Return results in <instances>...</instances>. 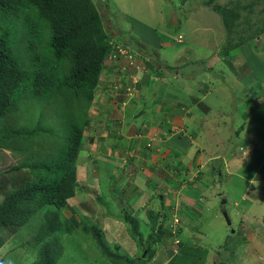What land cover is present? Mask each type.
<instances>
[{
    "label": "rangeland",
    "instance_id": "1",
    "mask_svg": "<svg viewBox=\"0 0 264 264\" xmlns=\"http://www.w3.org/2000/svg\"><path fill=\"white\" fill-rule=\"evenodd\" d=\"M94 1L101 5L100 14L105 20L107 31L113 37V40L111 39L113 44L112 57L105 65L110 66L111 63L126 65L123 67L126 74L125 78H123V74L117 73L116 75V71L112 75L107 72L105 77H108L110 82H115L112 90L117 88L118 90L128 89L131 92L135 90L133 97L136 101L126 100V105L119 108L120 110L115 109L114 112L108 111L110 107L104 101L105 97H99L96 101V106L101 105L103 109L96 107L91 109L90 114L93 118L94 130L87 128L84 136L79 165V169L82 171L79 182L82 184L78 195L71 200L65 213L75 224H79V221H85L99 226L111 250L126 255L128 258L138 259L144 256L147 248H144L139 237L132 236L131 226L123 219L125 214H138L143 220L142 231L144 243L147 244L146 239L151 233L147 212L153 211L155 213L164 209L169 210L167 207L163 208V205H168V203L171 205L176 201L182 206L186 203L190 210H185L186 206H184L182 214L189 213L186 219L190 221L191 225L188 226H190L193 235L197 237L200 253L209 251L205 264H220V262L222 264H264V196L253 200L249 194L258 191L256 186L258 187L262 183L260 181L261 175L264 176V105L258 99L261 103L260 110L254 114L248 110L249 108H245L246 103L242 105L234 100V94L236 90H241L242 82L246 80L247 83H251L252 81V78L244 75L248 71L255 73L257 78L259 77L260 86L263 88V93L260 92L264 94V32L260 33V37L253 39L251 45L249 44L250 46H242L243 49L237 56L238 59L233 60V56L224 58L219 55V52L220 47L226 42V27L222 17L211 8L215 4L227 5L237 1L247 4L253 0ZM208 4L212 5L208 6ZM250 17L255 21L261 18V23H263L264 5L255 6ZM177 38L181 39L177 42ZM173 41L178 43V45L176 44L178 50H175L176 46L171 49ZM239 43L238 40L232 41V45ZM253 45H256L258 49L255 50ZM115 47L118 48L117 53L114 52ZM179 50L178 57L182 64L188 63L192 58L194 61L198 58H205L208 63L207 67L215 63L214 70L206 71L200 68L199 70L196 69L195 72L189 71L188 75L192 76L194 72L197 77L189 81L193 83L192 85H197L199 82L203 84L212 82L217 91L214 93L211 92L213 90L206 91L207 93L200 99L204 104H208L211 110L203 105H200L201 108L198 110L196 106L195 113L198 116L194 123L188 121L185 123L183 116H179L177 111L181 110L176 107L173 109L174 112H171L172 118L169 113H166L165 117L170 123L184 126V133L179 140L190 139L188 129L192 125L191 134L194 138L200 140L201 137H206V145L213 153L217 152L215 149L219 146L218 151L224 150L223 153L228 162L232 159L233 161L230 164L213 163L209 159V154L207 156L206 153H203L209 166L206 169L208 174L201 177L197 185H193V180L202 173L206 161L199 162L196 160V162L187 163L186 159H183L181 169L184 166L188 169V172L183 170V175L186 177L184 182L190 181V184L186 185L182 192L177 190L176 200H173L174 195L169 196L173 190L171 180L168 178H175L176 174L175 170H171L170 160L172 150L177 148L172 142L174 140L170 139L167 144L161 141L158 143L162 136L160 132L162 129L159 127L144 129L146 135L143 136V139L138 138L139 134L137 136L134 134V131H137L135 126H125V122L127 113L135 114L138 108L141 109L143 103L154 106L153 110L146 112H150L147 114L148 120L153 117V113L160 112L159 107L165 106V101H157L156 98H151V94L155 90H159V96L163 94L164 83L162 79L161 81L156 79L161 78L156 73L157 70L163 69L166 78L164 82L169 81L171 84V66L165 68L159 64L148 63L147 59L168 60L171 65L174 58H177ZM136 58L137 61H135ZM137 69L142 71L139 74L141 77L137 75L139 73ZM118 82L120 84H117ZM172 82L178 83L185 90H190L186 87L187 77L177 79L174 76ZM165 84L167 85V83ZM260 86L258 85L255 90H259ZM183 91L171 90V93L174 92L175 95H178L182 94ZM243 96L242 91L237 94L239 100L242 101L241 103L244 102ZM181 98L183 97L181 96ZM262 98L264 100V96ZM176 102L183 105L182 102ZM250 102L253 104L252 107L259 106L254 97L250 98ZM20 105L23 106L18 110L23 117H20V121L15 120L12 124L14 128L17 125L22 128H32L40 123H42L41 126L47 123L51 124L46 110L56 109L52 105L32 98L25 99ZM186 105L191 107L189 103ZM130 107L131 109L127 111ZM247 114H250L248 119H246ZM115 118L122 123L116 122ZM109 126H112V132L115 134H112L111 131L107 132L106 128ZM240 126L245 129L238 131ZM250 126L256 134L248 138L251 131ZM175 129L179 130L177 127ZM122 134L123 136L118 137ZM134 135L138 139L137 141L141 140V143L147 142L154 145L152 150L150 148L144 149L147 151L137 154L138 148L131 147L130 143L131 140L135 139ZM91 137H94L92 142L90 141ZM118 138H124L125 141H120V143L130 151L121 162L115 158V155L118 154L113 150V145L118 144ZM189 142L191 145L192 141ZM130 148L134 149L130 150ZM192 148H194V155H196L198 150L196 143ZM6 155L4 163H0V172L3 173L4 177L9 176L10 171L8 170L10 168L20 163V159L12 153L6 152ZM133 159L136 160L132 161ZM199 164L200 166L197 168L196 166ZM124 167L125 171L122 169ZM116 168L123 175L118 172L116 175ZM260 171L261 175H257L259 181L253 179L255 182H252L253 184L248 187V182L253 178L251 175ZM152 173L156 175H151ZM114 174L117 179L111 186V178ZM150 181L151 185L153 183L158 185L159 196L162 197V192L167 195L166 199L159 198L156 200L151 193ZM118 185L119 192L124 197L122 200L115 198V193L111 197L113 195L111 189ZM179 188H181L180 185ZM188 189L192 194L185 193ZM97 197L101 198L98 200ZM224 200L226 204H223ZM82 203L84 204L83 208H80ZM131 205L135 207H131ZM74 207H76L75 210ZM75 211L77 213L83 212V217L79 219L80 216ZM225 212L229 213L232 220L231 227L225 220ZM249 216L253 219L247 218ZM241 219H243L242 224H240ZM172 221L174 222L173 218H171ZM33 225L35 224L30 223L24 227L17 237H9L3 252L9 250L11 255L5 257L6 259L0 255V264H33L36 261L38 250L30 243L34 236L30 229L35 227ZM250 227L252 229H249ZM240 229L242 234H234V231H240ZM245 230L248 231L247 242L244 240L246 237ZM256 233L258 235L260 233L257 239L252 236ZM61 238L65 251L58 264H117L102 255L96 241L91 236L78 232L74 235H61ZM249 241L250 243H248ZM167 245L169 251L171 245L174 247L171 240L167 242ZM156 251V257L163 255L159 249ZM220 253L222 255L218 256L217 254ZM1 260L5 261L2 262ZM140 263L137 261V264ZM144 264L174 263H171L170 256L169 258L166 257L163 262L154 259L152 261L145 260Z\"/></svg>",
    "mask_w": 264,
    "mask_h": 264
},
{
    "label": "trees",
    "instance_id": "2",
    "mask_svg": "<svg viewBox=\"0 0 264 264\" xmlns=\"http://www.w3.org/2000/svg\"><path fill=\"white\" fill-rule=\"evenodd\" d=\"M258 4L264 5V0H253L247 4H243L242 1L227 5L208 4L222 17L226 27V42L220 47V56L224 58L233 56L235 60L241 53L242 46L249 45L264 32L262 19L258 18L255 21L250 17ZM100 8L101 5L96 4L94 0H0V163H4L6 152L20 159L17 166L14 165L8 170L9 176L4 177L0 172V250L5 247L9 237H17L24 227L34 223L35 227L30 228L34 234L30 243L37 248L38 253L33 264H58L65 251L61 235H74L78 232L93 237L102 255L117 264H137V261L144 264L145 260L154 259L163 262L170 256L171 263L174 264H205L209 251L200 253L197 237L193 235L188 226L191 225L190 221L186 219L189 213L182 214L184 206L185 210H190L186 203L176 215L170 214L175 207L169 203L163 205V208L167 207L169 210L147 212L148 225L151 229L146 239L147 244L144 243L143 220L138 214H125L123 219L131 226L132 236L139 237L144 248H147L148 253L138 259L128 258L111 250L99 226L85 221L75 224L65 213L71 200L78 195L82 184L79 182L82 176L79 165L85 132L87 128L93 129L91 109L95 107L103 109L101 105L96 106L99 97H105L104 101L109 104L108 111L111 112L123 107L122 100H135L133 92L128 89L112 90L115 82H110L108 77H105L107 72L112 75L116 71V75L120 73L125 78L123 67L126 65L119 63L105 65L112 57L113 37L105 27ZM233 40L240 43L232 45ZM172 44L178 45L174 41ZM253 48L258 49L256 45H253ZM117 50L115 47L114 52L117 53ZM199 63L201 70L206 71L214 70L216 66L213 63V66L210 64L207 67L205 58L200 59ZM182 66L184 67L179 70L183 72L182 74H187L186 72L191 70L195 72L197 69L196 66L191 67L185 63ZM171 69L174 73L177 72V69L172 67ZM194 72L192 77H195ZM173 75L171 74V80ZM211 83H200L199 90L202 92L216 90L215 84ZM255 83L258 84H250L246 80L242 82V88L236 90L234 100L242 105L249 102L248 107L253 105L250 98L254 97L259 101L258 99L264 96L259 77ZM258 85L260 89L255 90ZM241 91L244 93L243 103L237 97ZM120 96L121 98L123 96V99ZM28 98L47 102L56 108L46 110L51 124L41 126L42 123L39 122L40 124L32 128H22L18 125L14 128L12 124L15 120L20 121L23 117L18 110L23 106L20 104ZM130 109L131 107L127 111ZM147 109V104H143L135 114L127 113L125 126H135L137 131H134V134L143 136L146 135L144 129L149 130L156 126L168 133L173 132V126L169 124L165 114L162 117L153 116L148 120L147 114L150 112L146 113ZM192 113L190 111V114ZM248 115L250 114H247L246 119ZM115 121L122 123L117 118ZM250 128L248 138L256 134L252 126ZM106 129L107 132H112V126ZM244 129L240 126L238 131ZM257 132L259 133L258 130ZM121 136L123 134L118 137ZM134 138L130 142L131 147L142 149L147 147V142L138 143L135 135ZM205 139L206 137H201L199 141L203 143L205 147L203 152L207 156L209 154L211 162L230 164L233 161L232 159L228 162L223 149L220 154L219 146L214 148L217 152L213 153L206 145ZM93 140L94 137H91L90 141ZM120 141L125 140L118 138V144L113 145V150L118 153L119 159L124 160L129 150L125 145L122 146ZM178 154L181 153L176 152V155ZM175 169V179L168 178L173 189L169 196L174 195L173 200H176V191L179 185L181 186L177 182H183L186 178L179 164ZM118 171L116 168L115 172ZM206 174L208 173L205 170L204 176ZM111 179L112 186L116 175L114 174ZM199 179L192 184L197 185ZM111 192H113L111 197L114 193L115 198L121 196L119 189L113 188ZM185 193L192 194L189 189ZM160 198L166 199L163 192ZM83 205L82 203L80 208H83ZM77 214L80 216L79 219L83 217V212ZM227 216L230 218L228 212ZM171 218L174 222H171ZM225 220L227 221L226 217ZM241 221L240 224L243 223V220ZM242 233L240 229L234 234ZM169 240L174 244V247L171 245L170 251L167 249ZM244 240L247 242V235ZM157 249L162 251L163 255L156 257ZM10 255L8 250L2 257L6 259L5 257Z\"/></svg>",
    "mask_w": 264,
    "mask_h": 264
},
{
    "label": "crops",
    "instance_id": "3",
    "mask_svg": "<svg viewBox=\"0 0 264 264\" xmlns=\"http://www.w3.org/2000/svg\"><path fill=\"white\" fill-rule=\"evenodd\" d=\"M179 37H180V35H179ZM166 44H168V43H166ZM174 47H175V45L174 44H172L171 43V49H174ZM179 48L176 46V49L175 50H178ZM179 54H180V50L178 51V54H177V58H174V60L172 61V63H171V65H170V62H168V60H163V59H157V58H155V59H152V58H150L149 60L147 59V62L148 63H155V64H159V66H163V67H165V68H168L169 66H171V67H178V69H177V72L176 73H174L173 72V70L171 69V74H174L173 75V77L175 76L177 79H179L180 77H184V78H186L187 77V80H188V82H187V86L186 87H188L190 90H185L184 88H182L181 86H179L178 85V83H173L172 82V80H171V84H170V82L169 81H167V82H164L165 81V75H164V73H165V71L163 70V69H159V70H157V72L156 73H158L159 74V76L161 77V78H156L157 80H160L161 81V79H162V82L164 83L163 84V94L161 95V96H159V93H158V91L159 90H155V91H153V93L151 94V98L152 97H154V98H156L157 99V101H165V106H162V107H159V109H160V112H156V113H153V116H158V117H162V115H166V113H169V115H171V118H172V115L173 114H171V112L173 113L174 112V107H176V108H178V109H180L181 111H179V110H177L178 111V114H179V116H183V118H184V120H185V123H187L186 121H188L189 123H194V121H195V118L198 116V114L197 113H192L194 110H195V107L197 106L198 107V110H200V105H203V106H205L207 109H209V110H211L210 108H209V106H208V104H204L200 99H202L203 97H204V94H206L207 92H205V90H204V92H202L201 90H199V85H200V82L197 84V85H192L193 83L192 82H189V81H191L192 79H194L195 77L193 76H189L188 75V73H189V71H187L186 73L187 74H182L183 72H181V71H179L182 67H184V66H186V65H184V66H182V64H180V63H182L181 61H180V59H179ZM193 59V58H192ZM190 60L189 62H188V65H191V67H193V66H196V68L197 69H200V67H201V64L199 63V61H200V59L202 60V58H198V59H196L195 61L194 60ZM139 60H141V59H139ZM135 61H137V60H135ZM185 64H187V63H185ZM243 64H245V63H243ZM139 65V64H138ZM204 65V64H203ZM181 66V67H180ZM211 66H213V64H211ZM202 68V67H201ZM137 71L139 72L137 75L139 76V74H141L142 73V71H140V70H138L137 69ZM155 75V74H154ZM244 75H246L248 78H252V81H251V83L250 84H254L253 82H255L256 81V74L255 73H250V71H248L247 73H245ZM139 77H141V76H139ZM140 79H142V78H140ZM173 79V78H172ZM157 82V81H156ZM165 83H167V85L165 84ZM186 83V82H185ZM145 84V83H144ZM151 84V82L149 83V85ZM148 85V84H147ZM159 85V84H158ZM171 86V87H169V86ZM150 87H151V85H150ZM195 87V88H194ZM192 88H194V90H192ZM187 89V88H186ZM171 90H184L183 92H182V94H178V95H175V93L174 92H172L171 93ZM129 91H131V90H129ZM208 91H210V90H208ZM215 91H217V90H213V91H211V92H215ZM175 92H178V91H175ZM211 92H210V94H211ZM133 93H135V90L133 91ZM119 94V93H118ZM212 95V94H211ZM181 96L183 97V98H181ZM183 100V101H182ZM260 100V102L262 103V105H264V100H263V98H261V99H259ZM173 101V102H172ZM176 101H179V102H182L183 103V105H180V104H178ZM126 100H123V107H124V105H126ZM259 104V106H251V107H248V104H249V102L248 103H246V107H247V109L249 110V111H251V112H253L254 114H255V112L257 111V110H260V106H261V103L259 102V101H257ZM186 103H189L190 104V106L191 107H187V105H186ZM251 103V102H250ZM143 104H145V103H143ZM147 107H148V109H147V111H150V110H153V108H154V106H150V105H148L147 104ZM190 111H191V113L192 114H190ZM169 122V121H168ZM171 125L173 126V127H177L179 130H178V132H177V134H175L173 137H172V140H174V141H172L173 143H174V147H177L176 149H174V150H172V154H171V169H175V166H176V161L174 160V158L175 157H177V155H176V152H180V151H183V149H184V147L185 146H188V145H190V140H186V141H181V140H179L180 138H182L181 136L183 135V128H184V126L182 125V124H174V123H172L171 122ZM161 127H163L162 125H160ZM157 127H159V126H156V127H152V128H157ZM151 128V129H152ZM186 129H188V128H186ZM160 130V129H159ZM189 131V133L191 134V130H192V125H191V128L190 129H188ZM138 143H141V140L140 141H137ZM158 143H161L160 141H158ZM165 144V143H164ZM179 145H181V146H179ZM173 147V148H174ZM165 148H167V147H165ZM141 149V148H140ZM144 149V148H143ZM115 153H117V152H115ZM118 154V153H117ZM115 158L119 161V162H121L122 161V159H119L120 157H119V155H115ZM118 173H120V172H118ZM117 173V174H118ZM257 175H261V171L260 172H258L257 174H252L251 176H253V178H251L252 180H250L249 182H248V187H250L253 183L252 182H255V180H253V179H258V177H257ZM250 177V176H249ZM261 177L262 178H260V181H262V183L261 184H259V186L257 187L256 186V188L258 189V191H256V192H254V193H249L250 194V196H251V198L254 200V199H256V198H259V197H263L264 196V176H262L261 175ZM172 179H175V178H172ZM180 181H182V180H180ZM257 181H259V179L257 180ZM177 183H180V184H182V182H177ZM255 185V184H254ZM182 189H184V186L182 187ZM255 189V188H254ZM248 194V195H249ZM249 219H253L251 216H249ZM249 229H252V227H250ZM258 231V230H257ZM253 232V231H252ZM248 233V232H247ZM257 235V236H256ZM256 235H254V234H252V236H255V239H257L258 238V236H260V235H258L257 233H256ZM249 237V236H248ZM3 250H4V247L0 250V255H5V252H3Z\"/></svg>",
    "mask_w": 264,
    "mask_h": 264
},
{
    "label": "clouds",
    "instance_id": "4",
    "mask_svg": "<svg viewBox=\"0 0 264 264\" xmlns=\"http://www.w3.org/2000/svg\"><path fill=\"white\" fill-rule=\"evenodd\" d=\"M179 39H181V38H177V42L179 41ZM171 40H172V38H171ZM203 59V58H202ZM136 60H137V58H136ZM130 61V60H129ZM213 61V60H212ZM206 63H207V61H206ZM182 64V63H181ZM188 64V63H187ZM208 64V63H207ZM183 65V64H182ZM172 68H175V69H178V67H172ZM209 69V68H208ZM210 70V69H209ZM189 74V73H188ZM243 75V74H242ZM195 78H197L196 77V75H195ZM169 124L171 125V123L169 122ZM160 132L162 133V136H161V138L159 139V141H161V142H165V144H167L168 142H169V140L170 139H172V137L175 135V134H177V132H178V130L177 129H175V127H173V132L172 133H168L167 131H165L164 129H162V130H160ZM183 133H184V131H183ZM138 135V134H137ZM136 135V136H137ZM138 138H142L143 139V135H140L139 134V136H138ZM189 140L190 141H192V143H191V145H188V146H185V148L183 149V151H180V153L181 154H178L177 155V157H175L174 158V160L176 161V165H178L179 164V167L181 168V163H183V159H186V162L187 163H192V162H196V160H198L199 162H203V161H206V165H205V167L202 169V173L201 174H199L197 177L198 178H201V177H203L204 176V172H205V170L209 167L208 166V162H207V160L206 159H204V156H203V150H204V146H203V143H201V141H199V140H197L196 138H194L193 137V135L192 134H189ZM166 139H167V141H166ZM140 141V140H139ZM195 143H196V147L198 148V150H197V152H196V155H194V148H192V147H194L195 146ZM146 146L147 147H145L144 149H148V148H150L151 150H152V146H154V145H150V144H146ZM188 147V148H187ZM144 149H142L141 148V150H140V148H138V152H137V154H141L142 152L141 151H147V150H144ZM170 160H171V158H170ZM199 166H200V164L198 165V166H196L197 168H199ZM185 169H187V167H185L184 166V168L182 169V170H185ZM172 171L173 170H176V169H171ZM125 171V170H124ZM187 172H188V169H187ZM116 173V175H117V172H115ZM120 174H122L123 175V173L122 172H120ZM151 175H156V174H154V173H152ZM116 179H117V176H116ZM186 179V178H185ZM184 179V180H185ZM197 178H195L194 180H193V182L196 180ZM118 181H120L121 182V180H118ZM188 184H190V181H187L186 183L183 181L182 182V184H181V188H179L178 189V191L179 192H182V187L184 186V187H186V185H188ZM151 185V181H150V184H149V186ZM152 190H151V193H153V196L156 198V200H158L161 196H159V194H160V191H159V187H158V185H156L155 183H153L152 185ZM114 189H119V185L118 186H115L114 187ZM143 189V188H142ZM173 190V189H172ZM184 190V189H183ZM120 191V190H119ZM141 191H143V190H141ZM172 192V191H171ZM161 195H162V193H161ZM165 196H167L166 194H165ZM124 197H123V195H122V193H121V196L118 198L117 197V199H119V200H122ZM224 202H225V200H224ZM226 203V202H225ZM173 205V207H175L174 208V211H173V213L170 211V214H174V215H176L177 213H179V211L182 209V205L181 204H179V202L178 201H176V203H174V204H172ZM170 209H171V207H170ZM156 213V212H155ZM225 214V213H224ZM226 214H227V212H226ZM179 215V214H178ZM171 217V216H170ZM247 218H249V217H247ZM229 220L230 221H232L231 220V218H229ZM241 220H243V219H241ZM230 226V225H229ZM231 226H232V222H231ZM244 228H246V227H244ZM246 232H247V230H245ZM235 232V231H234ZM246 235H247V233H246Z\"/></svg>",
    "mask_w": 264,
    "mask_h": 264
},
{
    "label": "water",
    "instance_id": "5",
    "mask_svg": "<svg viewBox=\"0 0 264 264\" xmlns=\"http://www.w3.org/2000/svg\"><path fill=\"white\" fill-rule=\"evenodd\" d=\"M224 204H225V202H224ZM224 216L226 217V219H227V223H228V225H231V221L229 220V218H228V216H227V214L225 213L224 214Z\"/></svg>",
    "mask_w": 264,
    "mask_h": 264
}]
</instances>
